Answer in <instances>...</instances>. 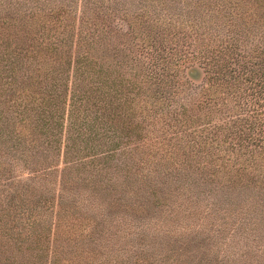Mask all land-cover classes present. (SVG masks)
Masks as SVG:
<instances>
[{
    "label": "trees",
    "instance_id": "trees-1",
    "mask_svg": "<svg viewBox=\"0 0 264 264\" xmlns=\"http://www.w3.org/2000/svg\"><path fill=\"white\" fill-rule=\"evenodd\" d=\"M198 238L264 264V0H0V264Z\"/></svg>",
    "mask_w": 264,
    "mask_h": 264
},
{
    "label": "rangeland",
    "instance_id": "rangeland-1",
    "mask_svg": "<svg viewBox=\"0 0 264 264\" xmlns=\"http://www.w3.org/2000/svg\"><path fill=\"white\" fill-rule=\"evenodd\" d=\"M202 76H203L202 70L197 64H192V65H190L184 69V77L191 85H197L198 83H200L202 80ZM217 116H215L213 119H216ZM201 127H202V125H200V128ZM198 239L196 241H189L188 242L189 247H191L192 250H194L191 252L197 251L194 254L195 258L191 259V263L193 262L194 264H196L198 262L197 261L198 258L200 256H202V255H200L201 251H203V250H209L210 251L211 250L212 243L215 240L214 238H204V239L198 238ZM225 242H227V241H225ZM229 244L231 245L230 242H229ZM218 245L220 246V250H222L224 255L231 254V251H238L239 250L238 248H233V245L225 246V247H222V243L218 244ZM177 246H179V245L174 244L172 246V249L169 251V254L171 257L172 256L175 257L176 254L181 255L180 250L177 249ZM214 248L219 253L215 250H212L211 252H208L209 255L206 258H208V257L216 258V259L221 258L222 252L217 247H214Z\"/></svg>",
    "mask_w": 264,
    "mask_h": 264
}]
</instances>
